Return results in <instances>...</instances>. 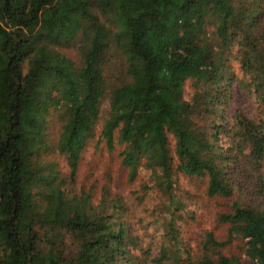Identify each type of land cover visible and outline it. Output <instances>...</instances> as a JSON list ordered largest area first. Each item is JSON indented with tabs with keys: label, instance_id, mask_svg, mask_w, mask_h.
<instances>
[{
	"label": "trees",
	"instance_id": "1",
	"mask_svg": "<svg viewBox=\"0 0 264 264\" xmlns=\"http://www.w3.org/2000/svg\"><path fill=\"white\" fill-rule=\"evenodd\" d=\"M233 241L264 264V0H0V264H248Z\"/></svg>",
	"mask_w": 264,
	"mask_h": 264
},
{
	"label": "rangeland",
	"instance_id": "2",
	"mask_svg": "<svg viewBox=\"0 0 264 264\" xmlns=\"http://www.w3.org/2000/svg\"><path fill=\"white\" fill-rule=\"evenodd\" d=\"M101 146V144H100ZM101 149V150H100ZM116 157L115 153L108 154L106 151L102 148H97L94 150L91 146L88 147V150L86 151L84 155V159L80 165L79 170V176L77 179V183L79 184L83 180V176L85 174H89L90 172L93 173V176L98 178V185L102 181L101 173L104 171L105 168H109L113 173L116 169ZM142 177V180L144 179L143 175L140 174ZM114 177V176H113ZM141 177H139L132 185L138 187V184L141 180ZM93 178V177H92ZM89 181V179L87 180ZM122 178L118 173L115 175L114 183L116 186H119L122 183ZM189 184H186L188 186ZM133 186V187H134ZM112 188L115 189V187L112 184ZM128 186H125L124 192H126V189ZM187 188L193 190L191 186H188ZM200 200L198 201L199 205V213L200 221L197 224L199 229H208L213 231L214 236L217 239H223L224 238V226L221 223H218L216 221V212L218 211H226V201H222L220 199H207L202 194L200 195ZM134 210V213L137 212V206L133 203L131 204ZM236 241L231 242L230 245H228L227 250L230 252H233L239 257L247 262L248 264L251 263V261L243 255V253L239 252L237 249Z\"/></svg>",
	"mask_w": 264,
	"mask_h": 264
}]
</instances>
